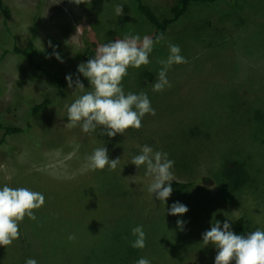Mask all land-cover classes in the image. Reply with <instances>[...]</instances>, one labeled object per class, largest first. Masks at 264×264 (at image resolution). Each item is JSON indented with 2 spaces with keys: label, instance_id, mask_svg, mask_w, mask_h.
I'll use <instances>...</instances> for the list:
<instances>
[{
  "label": "rangeland",
  "instance_id": "1",
  "mask_svg": "<svg viewBox=\"0 0 264 264\" xmlns=\"http://www.w3.org/2000/svg\"><path fill=\"white\" fill-rule=\"evenodd\" d=\"M146 1L159 15H168L175 2ZM3 2L8 16L0 10V120L18 127L32 120L33 130L9 137L19 155L0 149V186L40 192L45 203L34 210L35 221L25 217L19 224L12 245L0 246V264H25L28 258L38 264H136L141 257L151 264H214L217 250L201 243L212 222L232 220L235 232L243 217L248 232L264 230V0L192 4L155 44L151 63L129 68L122 81L126 93L149 95L155 115H146L140 129L112 138L99 129L83 133L79 126L65 127V106L91 90L82 74L73 82L79 78L83 92L73 94L74 83L64 87L63 96L60 86L24 57L4 51L29 45L36 61L51 72L77 71L91 44L136 34L152 38L151 26L132 0ZM169 44L181 48L187 63L173 65L171 87L154 93L158 61L167 58ZM148 71L155 80L142 85L141 75ZM45 100L43 114L29 118L33 105ZM257 109L259 115L251 118ZM145 144L169 153L175 161L172 183H195L192 190H173L167 204L153 199L147 191L150 178L131 164ZM104 146L109 159H120L117 168L87 169V157ZM237 160L248 163L252 182L241 195L219 192L224 163ZM177 201L189 208L183 216L168 214ZM177 220L185 222L183 230ZM138 225L146 233L143 249L131 247V229Z\"/></svg>",
  "mask_w": 264,
  "mask_h": 264
},
{
  "label": "clouds",
  "instance_id": "2",
  "mask_svg": "<svg viewBox=\"0 0 264 264\" xmlns=\"http://www.w3.org/2000/svg\"><path fill=\"white\" fill-rule=\"evenodd\" d=\"M76 4L83 0H71ZM117 15L122 14V7H116ZM160 34L154 41L149 36L139 34L125 36L123 39L110 40L100 45L95 54L86 63L78 65L77 71L89 81L90 91L83 92L84 84L77 78L73 82L72 76L65 77L69 88L75 83L76 91H81L70 105H66L67 124L65 127L79 126L83 133L96 132L112 138L117 134L124 135L128 129H140L143 118L150 114L155 115V109L146 92H125L122 81L128 75V69H140L151 63L149 57L156 43L164 40ZM50 46L55 47L53 45ZM55 58L63 62L59 52L53 53ZM160 64L156 82L152 91L159 93L171 87L168 72L173 65L187 63L181 55V48L176 44H169L168 56L158 61ZM120 159H109L108 150L104 147L96 148L87 157L86 168L92 171L107 168L114 171ZM131 164L137 169H143L151 182L147 186L152 198L167 204L173 192L172 181L175 161L169 158V153L154 150L145 144L141 146L139 154L132 157ZM208 180V179H207ZM45 203V196L26 187L0 186V246H10L19 238V224L25 217L35 221L34 210L40 209ZM189 211L187 205L177 201L168 209V214L183 216ZM232 220L223 222L215 220L210 230L202 233V244L213 246L217 252L214 264H264V230L257 228L246 235L237 234L232 229ZM234 222V221H232ZM185 222L177 220L178 227L183 230ZM131 247L143 249L146 247V233L143 225L131 229ZM68 239L74 240V235ZM25 264H38L34 258H28ZM136 264H151L147 258L141 257Z\"/></svg>",
  "mask_w": 264,
  "mask_h": 264
},
{
  "label": "trees",
  "instance_id": "3",
  "mask_svg": "<svg viewBox=\"0 0 264 264\" xmlns=\"http://www.w3.org/2000/svg\"><path fill=\"white\" fill-rule=\"evenodd\" d=\"M219 1H224V0H175L174 5L170 8L171 10H169L168 12V15H164V14L159 15L158 14L159 12L154 8H152L147 3L146 0H132L135 11L146 20L149 26H151V29L153 31L152 39L154 41L160 34H163V36L165 37L170 27L181 20V18L188 12L192 4L194 3L213 4ZM0 10L5 15V17L8 16V11L7 9L4 8L3 0H0ZM97 47L98 46L95 44H91V46H87L85 53L82 57L83 60L81 61V63H86L90 58H92L95 54V50L97 49ZM9 53L24 57L31 68H33L40 75L46 77L50 82L59 85L60 90H62L63 96L66 94L64 91V87L68 86V82L66 81L65 77L71 75L72 79H74L75 77L81 75L80 73H78V71H73L69 74H62V75L51 72L50 71L51 69L46 67L44 63L36 61V58L32 54L29 45L27 47H21L18 44H16L13 51L11 52L4 51V55H7ZM75 59L78 60V56H76ZM145 79H147V81L149 80L150 82H152L155 80V76L152 72L149 71L144 72L140 78L142 85L143 83H145L144 82ZM47 105H48V100H45L40 104L33 105L29 118L34 119V117L43 114L42 112L46 109ZM259 112L260 110L257 109L251 118H255V116ZM32 130H33L32 120L27 121L26 127H18L15 124L6 125L0 120V132L3 133V137L0 140L1 152L5 155L13 154L14 153L13 151L17 149V147L15 144L8 142L9 137L12 138L20 134H25L27 136L30 134ZM41 145L42 144H37V146H41ZM20 153L17 152L14 154L19 155ZM254 165H258L257 161L254 162ZM223 167H224L223 175L219 178V186H220L219 192L227 191L231 195H235V194L241 195L244 188L247 187L250 184V182H252V177L249 173L248 163L243 162L241 160L227 161L226 163H224ZM262 171L264 172V170ZM193 185H195V183H188V184L178 183V182L172 183L173 190H180L182 192H185L188 189L192 190ZM127 217L131 219V217L129 216ZM234 227H235V232L237 234L246 235L248 233L245 226V220L243 217L237 219Z\"/></svg>",
  "mask_w": 264,
  "mask_h": 264
},
{
  "label": "flooded vegetation",
  "instance_id": "4",
  "mask_svg": "<svg viewBox=\"0 0 264 264\" xmlns=\"http://www.w3.org/2000/svg\"><path fill=\"white\" fill-rule=\"evenodd\" d=\"M203 181H204V182H207L205 178H204V180H203Z\"/></svg>",
  "mask_w": 264,
  "mask_h": 264
},
{
  "label": "water",
  "instance_id": "5",
  "mask_svg": "<svg viewBox=\"0 0 264 264\" xmlns=\"http://www.w3.org/2000/svg\"><path fill=\"white\" fill-rule=\"evenodd\" d=\"M206 179V178H205ZM206 181H207V179H206Z\"/></svg>",
  "mask_w": 264,
  "mask_h": 264
}]
</instances>
